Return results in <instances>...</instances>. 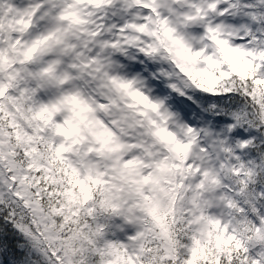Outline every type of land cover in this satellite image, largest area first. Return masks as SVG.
I'll use <instances>...</instances> for the list:
<instances>
[{
	"label": "snow or ice",
	"instance_id": "6c2138e0",
	"mask_svg": "<svg viewBox=\"0 0 264 264\" xmlns=\"http://www.w3.org/2000/svg\"><path fill=\"white\" fill-rule=\"evenodd\" d=\"M0 264H264V0H0Z\"/></svg>",
	"mask_w": 264,
	"mask_h": 264
}]
</instances>
